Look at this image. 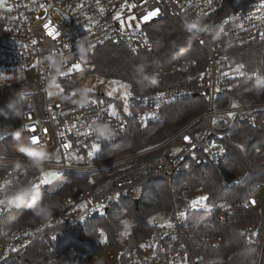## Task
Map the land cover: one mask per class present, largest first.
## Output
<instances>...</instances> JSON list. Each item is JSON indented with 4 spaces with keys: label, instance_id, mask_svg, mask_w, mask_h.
<instances>
[{
    "label": "built area",
    "instance_id": "1",
    "mask_svg": "<svg viewBox=\"0 0 264 264\" xmlns=\"http://www.w3.org/2000/svg\"><path fill=\"white\" fill-rule=\"evenodd\" d=\"M133 4L135 8L129 7ZM155 8L160 9L158 16L146 22L141 19ZM117 14L120 20L114 19ZM129 15L137 17L143 30L121 25V20ZM165 16L180 20L183 26L197 18L209 26V30L193 36L207 51L203 68L191 58L160 67L153 76L158 90L147 94L131 91L128 113L122 110L120 102L85 96L82 99L77 90L66 91L64 82L72 80L60 73L68 72L77 62L70 54L80 51L78 39L86 37L83 48L89 56L106 44L123 45L136 54L155 53V46L144 29ZM46 24L49 28H45ZM50 29L59 33L56 39L48 35ZM257 41H264V0H146V3L142 0H6L0 7V82H4L0 85V97L10 99L17 92L23 94V101L15 99L22 111L19 123L28 126L25 136L31 137L34 127L39 143L48 150L57 149L61 161L44 162L42 167L35 168L27 160L0 159V164L9 166L0 173V196L32 186L45 178V173L52 172L86 175L92 187L82 189L76 185L62 198L49 200L55 207L48 218L29 219L21 227L0 228V264H8L41 239L58 244L66 232L86 236L87 222L107 213L112 203L125 197L139 200L145 177L160 175L172 184L180 170L190 165H212L220 169L229 155L223 138L232 125L239 120L255 127L258 120L264 121V101L244 102L234 96V79L239 84L243 77L235 73L238 66L233 67L229 61L231 49ZM60 58L62 63L52 67ZM158 58L154 56L155 61ZM241 71L248 75L243 67ZM52 80L63 85V91H52ZM66 97L79 102H70ZM190 99L207 100L210 107L204 113L188 117L175 133L157 145L140 151L126 150L99 161L129 135L132 123L147 128L163 121L168 105ZM229 112L234 115L229 117ZM95 123L107 124L112 139L97 141L96 133L92 132ZM185 136L190 142L185 141ZM94 142L101 144V150L89 156ZM64 144L70 147L64 148ZM20 162L22 167L15 168L14 164ZM116 193L120 194L119 198ZM263 194L264 184L247 198L220 202L217 206L207 199L201 202L206 206L195 208L192 204L198 201L196 194L189 196L186 210H177L172 216L165 213L164 220H153V225L164 229L159 237L130 248L129 236L136 226L133 221L125 220L121 242L112 243L105 234H99L100 251L91 256L101 264H199L201 254L190 242L194 235L187 230L192 219L199 216L201 220L220 210L228 221L233 219L238 207L259 208ZM25 210L22 207L9 211L0 206V219ZM180 213L185 216L181 217ZM243 233L259 248L257 264H264V217L259 223L244 226ZM224 242L223 237L212 241L214 246Z\"/></svg>",
    "mask_w": 264,
    "mask_h": 264
},
{
    "label": "trees",
    "instance_id": "2",
    "mask_svg": "<svg viewBox=\"0 0 264 264\" xmlns=\"http://www.w3.org/2000/svg\"><path fill=\"white\" fill-rule=\"evenodd\" d=\"M145 33L153 42L155 53L136 54L123 45L106 44L96 48L91 55L93 73L104 79L122 80L129 84L132 92L147 94L158 90L150 81L160 67L189 58L196 59L199 68L206 65V49L195 41L180 20L165 16L148 25ZM154 56L159 57L158 61L154 60ZM229 61L233 67L242 66L248 73L239 84L237 78L234 79V96L244 102L264 101V93L257 94L255 90L257 74L264 76V41L231 49ZM139 66L144 68L143 74L137 71ZM145 76L149 79H145ZM64 85L67 92L82 90L74 81L66 80ZM209 107V102L204 99L170 104L165 109L163 121L147 128L132 123L129 135L113 149H109L99 161L126 150L140 151L157 145L175 133L188 117L204 113ZM223 140L229 148V155L220 169L212 165H190L180 170L172 184L160 175L145 177L141 181L140 199L136 201L125 197L118 203H112L107 213L87 222L86 236L77 237L66 232L64 239L58 244L41 239L20 252L8 264H101V261L91 256L100 251L101 228L110 242L120 243L125 220L133 221L136 227L129 236V241L130 248H134L163 233V227L153 225L157 215L164 212L167 216H172L177 210H186L187 197L195 195L200 189L206 191L208 202L213 206L220 202L231 203L249 197L259 185L264 184V121L258 120L256 126L251 127L238 120L225 133ZM12 143V134L0 140V159L27 160L13 150ZM8 167L0 164V173ZM76 185L82 189L92 187L86 175L65 174L62 184H48L41 190L44 199L49 201L62 198ZM12 215L17 216V222L12 227H21L29 219L39 218L29 209ZM263 217L264 194L259 208L238 207L233 219L228 221L221 215L220 210H215L201 220L199 216L194 217L187 230L194 235L190 242L201 254L202 260L199 264H257L259 248L245 237L243 227L259 223ZM210 223L213 224L212 227ZM219 237H223L225 242L214 246L212 241Z\"/></svg>",
    "mask_w": 264,
    "mask_h": 264
},
{
    "label": "clouds",
    "instance_id": "3",
    "mask_svg": "<svg viewBox=\"0 0 264 264\" xmlns=\"http://www.w3.org/2000/svg\"><path fill=\"white\" fill-rule=\"evenodd\" d=\"M193 25H195V27H193ZM185 28L189 33L192 34V36L199 35V33L209 30V26L202 24L199 18L186 22ZM85 40L86 37H83L81 39H78L77 41L81 53L86 51L83 48V43ZM61 63L62 58L54 61L52 67H57ZM136 69L139 73H144V68L142 66H139ZM144 78L149 79L147 76H145ZM152 80L150 81V83H152ZM255 90L257 91V94L264 93V76H260L259 74H257L255 80ZM87 91L88 89L85 88L82 89L79 93L82 99L84 96H86ZM17 97L19 98V101L24 100L23 94L21 92H17L15 96L7 102V111L5 109H0V115L4 116L6 119L22 117V111L17 108L18 101L17 99H15ZM66 99L73 103L79 102L73 100L72 97H66ZM25 126L26 125L22 124L20 128H17L13 131L12 148L15 152L22 154L32 167L40 168L42 167L43 163L49 159L48 148L43 143L39 145L33 144L31 137L25 136ZM94 127L96 129V134L102 139H108L110 135H113L111 129L107 124L95 123ZM14 166L15 168H20L22 167V163H15ZM0 206H3L4 209H7L9 211L14 208L19 209L23 207L31 210L36 217L41 218H48L49 216H51L55 207L44 199L42 190L33 185L28 187H21L19 190L10 194H2V196H0ZM16 221L17 216L15 215H10L6 218H2L0 219V228L6 229L9 226L13 225Z\"/></svg>",
    "mask_w": 264,
    "mask_h": 264
},
{
    "label": "rangeland",
    "instance_id": "4",
    "mask_svg": "<svg viewBox=\"0 0 264 264\" xmlns=\"http://www.w3.org/2000/svg\"><path fill=\"white\" fill-rule=\"evenodd\" d=\"M135 15H129L123 19L124 25L129 29L134 30H143L141 23L139 20H130L129 18ZM139 24V27H137ZM131 25V26H129ZM145 30V29H144ZM85 57L86 59H81V57ZM70 57L73 59H77L75 64L81 65V70H76L72 67L71 69V80L78 83L81 86V89H88L85 97L94 98L97 100H107L115 102H120L122 104V110L125 113L129 112V101L128 94L131 92V88L129 84L122 80L116 79H104L93 73V66L91 65V56H89L86 52L81 53V51H75L70 54ZM4 82H0V85ZM59 86V87H58ZM50 87L52 91H61L63 85L56 84L55 81L50 82ZM80 93V91H78ZM101 95V96H98ZM11 99V98H10ZM9 98L0 97V109H6V104L10 100ZM125 105H127V111H125ZM18 108V103H17ZM19 109V108H18ZM21 125L19 123V118H11L6 119L4 116L0 115V136L6 137L13 133V131L17 128H20ZM49 151V159L45 162H56L60 163L61 159L58 154L57 149H51ZM18 153V152H17ZM59 173L58 176L49 175L47 179L52 181L53 185L58 186L62 184L64 179L63 172H52L49 174ZM196 197L199 200L200 197H207L206 191L204 189H200L196 193ZM205 202V201H202ZM166 218V214L164 212L157 215L154 219L164 220Z\"/></svg>",
    "mask_w": 264,
    "mask_h": 264
},
{
    "label": "snow or ice",
    "instance_id": "5",
    "mask_svg": "<svg viewBox=\"0 0 264 264\" xmlns=\"http://www.w3.org/2000/svg\"><path fill=\"white\" fill-rule=\"evenodd\" d=\"M126 2H127V0H126ZM142 2L146 3V0H142ZM5 3H6V0H0V7L4 6ZM129 7H131V8H135L136 5H134V4H133V5H129ZM6 10H7V11H11L10 8H8V9H6ZM101 12H103V9H101ZM159 12H160V9H159V8L152 9V10H150V11H147L146 14H144V15L141 17V19H142L143 21H145V22H146V21H149V20H151L152 18L158 16V15H159ZM114 19H116V20H120V19H121V18H120V14H117V15L114 17ZM129 19H130V20H135L136 17H135V16H131ZM123 23H124V22L121 20V25H122V26H123ZM129 26H131V25H129ZM137 27H139V24H137ZM193 27H195V25H193ZM45 28H49V25L46 24V25H45ZM48 35H49L50 37H52L53 39H56V38L59 36V33L56 32L55 30L50 29V30L48 31ZM33 43H35V41H34ZM66 47H68V46L66 45ZM90 47H93V46H90ZM81 59L83 60V59H86V58L82 56ZM241 67H242V66H238V67L235 69V73H236L237 75L241 76V77H244V76H245V73H244L243 71H241ZM73 68H75L76 70H81V65H80V64H74V65H73ZM60 74H61L62 76H66V77H67V76H71V70H69L68 72H62V73H60ZM223 75L227 76L228 73H223ZM152 83H153V84L156 83L155 79L152 80ZM58 87H59V86H58ZM61 91H63V89H61ZM217 91H219V89H217ZM75 94H76V93L73 92L71 95L74 96ZM145 99H146V98H145ZM93 103H96V102L93 101ZM159 107H160V105L157 104V108H159ZM233 107H236V105H233ZM125 111H127V105H125ZM233 115H234V113H232V112H229V113H228V116H229V117H232ZM213 123H215V121H213ZM121 127H122V126H121ZM27 128H28V126H25V129H27ZM31 131L34 133V134L31 136L32 143L35 144V145H39V144H40V143H39V136L35 134L36 129L33 127V128L31 129ZM92 132H95V133H96V129L93 128V129H92ZM112 136H113V135H110V137H109L108 139H105V140H111V139H112ZM3 139H4V137H3V136H0V140H3ZM184 139H185V141H189V142H190V138H189V137L185 136ZM96 140H97V141H100V140H101V137L98 136L97 134H96ZM63 147H64V148H68V147H70V145H68V144H64ZM100 150H101V144L98 143V142H94V143L91 145V151L88 153V155H89V156H92L94 153L99 152ZM176 151H180V150L177 149ZM220 151H221V153H223L224 149H221ZM48 175H55V176H58L59 173H56V174L45 173V174H44L45 178L41 179L38 183H34L33 186L38 187V188L41 189L42 186H45V185L50 184L51 181H50L49 179H47V176H48ZM119 195H120L119 193H116V198H119ZM206 200H207V197H200L198 201L193 202L192 207H194V208H195V207H198V206H200V207H204V206H206V205L202 204L201 202H202V201H206ZM101 207H103V206H101ZM180 215H181V217H184V216H185V213H180ZM99 232H100V235H101V236H104V231H103L102 228L99 229ZM53 239H55V237H53ZM105 240H106V238H105ZM13 251H18V249L13 248Z\"/></svg>",
    "mask_w": 264,
    "mask_h": 264
},
{
    "label": "water",
    "instance_id": "6",
    "mask_svg": "<svg viewBox=\"0 0 264 264\" xmlns=\"http://www.w3.org/2000/svg\"><path fill=\"white\" fill-rule=\"evenodd\" d=\"M136 201H138V200H136Z\"/></svg>",
    "mask_w": 264,
    "mask_h": 264
}]
</instances>
